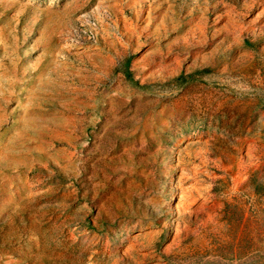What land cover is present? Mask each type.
Wrapping results in <instances>:
<instances>
[{"label": "rangeland", "instance_id": "1", "mask_svg": "<svg viewBox=\"0 0 264 264\" xmlns=\"http://www.w3.org/2000/svg\"><path fill=\"white\" fill-rule=\"evenodd\" d=\"M246 259L264 0H0V264Z\"/></svg>", "mask_w": 264, "mask_h": 264}, {"label": "trees", "instance_id": "2", "mask_svg": "<svg viewBox=\"0 0 264 264\" xmlns=\"http://www.w3.org/2000/svg\"><path fill=\"white\" fill-rule=\"evenodd\" d=\"M126 72H127V74H129V71L126 69ZM248 259H246V260H244L241 264H246V261H247Z\"/></svg>", "mask_w": 264, "mask_h": 264}]
</instances>
